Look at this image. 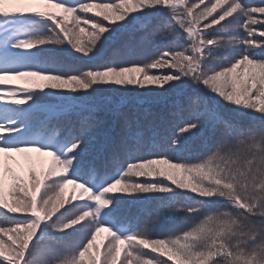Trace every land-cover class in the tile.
Returning a JSON list of instances; mask_svg holds the SVG:
<instances>
[{"label": "snow or ice", "instance_id": "snow-or-ice-1", "mask_svg": "<svg viewBox=\"0 0 264 264\" xmlns=\"http://www.w3.org/2000/svg\"><path fill=\"white\" fill-rule=\"evenodd\" d=\"M0 264H264V0H0Z\"/></svg>", "mask_w": 264, "mask_h": 264}, {"label": "trees", "instance_id": "trees-1", "mask_svg": "<svg viewBox=\"0 0 264 264\" xmlns=\"http://www.w3.org/2000/svg\"><path fill=\"white\" fill-rule=\"evenodd\" d=\"M251 2L259 3L260 0H251ZM234 35H243L242 30L239 33H234ZM239 51H240L239 48L229 49L228 50L229 58H232V56L237 55L239 53ZM151 54H152L151 46H146L144 48H137L136 51L134 52V54L130 57V59L138 61V60H142L143 58H145L147 56H150ZM92 66H94V65L91 64V63H87V62H83V63H78L77 64L78 68H88V67H92ZM101 96H113L114 98H116L118 96V94L111 93V92H97V93L93 94V100L95 102H98L99 98ZM133 106H134V101H130L129 105L123 110L124 111H129ZM153 109L155 110V106H153ZM100 117L102 119H104L105 121H111L113 119V117H111L110 115H106L103 112L100 113ZM244 122L247 123V121H244ZM153 127L155 128V130H156V132L158 134V137H163V136L169 134L168 130L164 126H161V125L157 124V125H154ZM145 134H146V138L151 136V132L148 131L147 129L145 130ZM33 157L35 158V156H33ZM27 166H28V164H27V161H26V163L23 166H21L22 170L17 171V173L19 175H22V176L25 175V170H26ZM37 169L40 170V166L39 165H37ZM70 191H71V186H69V189L66 190V195ZM132 214L135 215V210H133ZM142 219H147V216L146 215L142 216ZM155 234L156 235H166L167 232H166L165 229H158ZM106 235H107L106 233H102L101 236L98 237L97 243H100L104 239V237Z\"/></svg>", "mask_w": 264, "mask_h": 264}, {"label": "rangeland", "instance_id": "rangeland-1", "mask_svg": "<svg viewBox=\"0 0 264 264\" xmlns=\"http://www.w3.org/2000/svg\"><path fill=\"white\" fill-rule=\"evenodd\" d=\"M10 83L13 84V85H22L23 81L12 79V80H10ZM13 155H15V154H13ZM32 155L35 156V154H32ZM41 159L47 160L48 158L44 157V158H41ZM16 160L20 162L19 165L13 164V167H14V169L17 172L19 170H22L21 166H23L26 163V160L22 156H16ZM37 165H39V164H37Z\"/></svg>", "mask_w": 264, "mask_h": 264}]
</instances>
